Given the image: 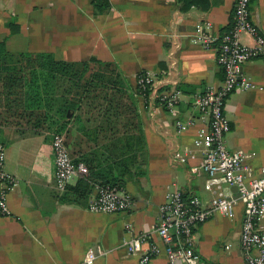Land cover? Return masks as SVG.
I'll list each match as a JSON object with an SVG mask.
<instances>
[{
  "label": "crops",
  "instance_id": "crops-1",
  "mask_svg": "<svg viewBox=\"0 0 264 264\" xmlns=\"http://www.w3.org/2000/svg\"><path fill=\"white\" fill-rule=\"evenodd\" d=\"M0 0V42L11 52H43L64 61H87L119 70L134 90L135 75L151 71L165 89L180 91L172 111L135 96L144 138V164L126 176L123 190L131 199L126 212L94 213L87 198L60 200L65 189L81 177L74 171L64 190L54 186L50 139L14 123L0 101V143L5 147V169L16 184L8 195L9 215H0V264H83L88 247L107 251L98 264H168L159 254L146 263L122 247L132 232H144L149 243L160 245L154 231L157 207L165 192L175 188L196 195L206 203L204 174L190 164L173 159L175 151L193 149L195 131L202 125L198 110L190 104L194 94L217 87L222 72L215 47L194 43V25L211 24L213 35L232 23L234 0ZM98 7H103L100 10ZM250 22L264 38V0H250ZM239 40L252 45V38ZM240 77L256 88L233 90L225 99L229 129L223 140L229 149H242L254 175L264 168V62L254 58L240 66ZM191 119L193 125L178 130L175 121ZM92 127L93 122H88ZM71 161L96 149L95 143L72 122L61 133ZM196 158L191 164L197 163ZM74 163V162H73ZM94 183V182H93ZM241 206L225 218L219 214L193 230V249L201 264H244L238 247ZM224 246H227L225 248ZM175 264H182L181 260Z\"/></svg>",
  "mask_w": 264,
  "mask_h": 264
},
{
  "label": "built area",
  "instance_id": "built-area-1",
  "mask_svg": "<svg viewBox=\"0 0 264 264\" xmlns=\"http://www.w3.org/2000/svg\"><path fill=\"white\" fill-rule=\"evenodd\" d=\"M250 0H234L232 23L220 33L209 32L210 22L202 20L194 25L192 41L203 48L215 47V60L222 72L220 84L194 94L190 100L199 112L202 125L195 131L193 149L173 152V159L190 164L192 172L204 174L203 188L210 194L206 203L193 194H186L175 188L165 192L163 201L157 207L154 231L160 242L149 243L144 232H132L133 227L125 223L128 234L121 245L129 254L137 255L139 263H146L163 254L168 264L181 260L182 264H201L199 253L193 249L192 235L195 227L215 214L229 218L234 208L241 206V222L238 231V247L244 264H264V168L260 175L253 174L246 162L250 155L242 149H229L223 140L229 129L224 114V102L235 89L256 88L248 79L240 77V66L250 59L264 62V38L250 22L248 4ZM252 38V45L239 40L241 34ZM134 88L139 96L154 101L167 111H172L179 101L180 91L165 89L162 79L151 71H139L135 75ZM178 128L193 125L191 119L184 123L176 119ZM49 148L53 154L54 186L64 190L69 176L77 171L87 175L81 162L73 163L69 158L62 134H53ZM196 158L198 162L191 164ZM16 181L5 169V147L0 143V215H9L8 195ZM234 188V189H233ZM131 199L123 189L108 184H94L87 198V209L94 213L126 212ZM227 248V246H224ZM107 251L88 247L83 264H98V258Z\"/></svg>",
  "mask_w": 264,
  "mask_h": 264
},
{
  "label": "trees",
  "instance_id": "trees-1",
  "mask_svg": "<svg viewBox=\"0 0 264 264\" xmlns=\"http://www.w3.org/2000/svg\"><path fill=\"white\" fill-rule=\"evenodd\" d=\"M99 1L96 5H103ZM90 62L64 61L43 52H11L0 42V101L4 98L7 116L46 138L61 134L72 122L96 145L73 161L83 163L87 177L65 189L63 202L88 196L94 184L122 189L126 176L144 164L137 90H131L119 70L106 63L93 68ZM88 122L93 126L87 127Z\"/></svg>",
  "mask_w": 264,
  "mask_h": 264
},
{
  "label": "water",
  "instance_id": "water-1",
  "mask_svg": "<svg viewBox=\"0 0 264 264\" xmlns=\"http://www.w3.org/2000/svg\"><path fill=\"white\" fill-rule=\"evenodd\" d=\"M234 189V188H233Z\"/></svg>",
  "mask_w": 264,
  "mask_h": 264
}]
</instances>
